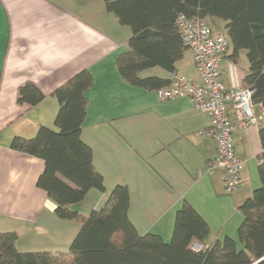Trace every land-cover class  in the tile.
Segmentation results:
<instances>
[{"label":"crops","instance_id":"obj_1","mask_svg":"<svg viewBox=\"0 0 264 264\" xmlns=\"http://www.w3.org/2000/svg\"><path fill=\"white\" fill-rule=\"evenodd\" d=\"M107 1L0 0V232H17L20 251L53 253H67L79 232L81 222L60 218L38 185L44 160L15 151L10 143L15 136L33 137L41 125L57 129L55 91L89 70L93 83L85 91L81 136L93 150L105 191L93 188L69 208L88 215L104 206L116 185H126L129 217L139 233L170 241L177 212L189 203L208 223L209 242L229 236L242 248L239 206L262 184L261 104L254 106L257 123L234 131L244 167L240 188L227 193L223 172H206L217 150L207 134L209 115L196 110L188 97L161 100L156 89L132 85L120 74L117 58L128 49L133 31L107 10ZM249 66L247 51L234 56L231 45L221 64L225 85H242ZM175 71L198 80L190 49ZM169 74L160 67L140 73L166 80ZM28 85L43 94L35 105L19 100ZM230 112L236 122L235 111Z\"/></svg>","mask_w":264,"mask_h":264},{"label":"trees","instance_id":"obj_2","mask_svg":"<svg viewBox=\"0 0 264 264\" xmlns=\"http://www.w3.org/2000/svg\"><path fill=\"white\" fill-rule=\"evenodd\" d=\"M106 8L133 31L128 49L117 58L119 72L132 85L146 89H159L169 80L142 77V71L153 67L175 71L187 49L177 25L180 13L223 19L233 55L247 51L250 66L242 85L254 90L253 101L264 110V0H109ZM92 83L89 70L76 74L55 91L60 102L57 129L41 125L33 137L15 136L10 143L11 149L44 160L38 185L56 204L60 218L81 222L79 232L67 253L20 251L17 232H0V264H254L262 258L255 264H264V126L259 131L262 184L239 206L244 215L238 230L242 248L229 236L209 242L208 223L189 203L178 210L170 241L139 233L129 217L126 185H116L104 206L88 215L69 208L93 188L105 191L93 150L81 136L85 91ZM42 99L34 85L22 89L19 97L32 105ZM195 242L202 245L200 250L193 248Z\"/></svg>","mask_w":264,"mask_h":264},{"label":"built area","instance_id":"obj_3","mask_svg":"<svg viewBox=\"0 0 264 264\" xmlns=\"http://www.w3.org/2000/svg\"><path fill=\"white\" fill-rule=\"evenodd\" d=\"M177 25L186 47L193 53L198 80L172 71L168 84L156 89L157 96L161 100L188 97L196 110L209 115L207 134L216 141L217 150L208 161L206 172L222 171L226 192L235 193L242 183L244 163L235 149L234 131L256 124L259 119L254 109V90L243 85L229 88L223 82L221 64L231 46L225 32H216L204 17L184 13L177 16ZM231 108L238 117L236 122ZM193 248L200 250L202 245L195 242Z\"/></svg>","mask_w":264,"mask_h":264},{"label":"rangeland","instance_id":"obj_4","mask_svg":"<svg viewBox=\"0 0 264 264\" xmlns=\"http://www.w3.org/2000/svg\"><path fill=\"white\" fill-rule=\"evenodd\" d=\"M210 24H212L213 29L216 32H225V26H224V20L221 18H215L214 20L208 18L206 19ZM231 48V46H230ZM229 48V49H230ZM244 50V49H243ZM242 51V50H240ZM246 51V50H244ZM90 213V211H88V214ZM21 246H26V244L21 243Z\"/></svg>","mask_w":264,"mask_h":264},{"label":"water","instance_id":"obj_5","mask_svg":"<svg viewBox=\"0 0 264 264\" xmlns=\"http://www.w3.org/2000/svg\"><path fill=\"white\" fill-rule=\"evenodd\" d=\"M262 259H263V258H262ZM262 259H259V260H258V261H256L255 263L259 262V261H260V260H262ZM255 263H254V264H255Z\"/></svg>","mask_w":264,"mask_h":264}]
</instances>
